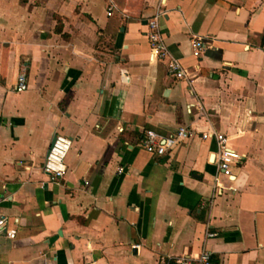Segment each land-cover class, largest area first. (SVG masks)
Masks as SVG:
<instances>
[{
    "label": "crops",
    "instance_id": "1",
    "mask_svg": "<svg viewBox=\"0 0 264 264\" xmlns=\"http://www.w3.org/2000/svg\"><path fill=\"white\" fill-rule=\"evenodd\" d=\"M155 4L0 0V215L15 229L0 264H172L201 250L264 264V0L165 1L162 38L189 84L149 59ZM179 126L188 138L164 154L143 149L146 130ZM210 130L243 156L220 192ZM54 134L71 138L55 181L41 169Z\"/></svg>",
    "mask_w": 264,
    "mask_h": 264
},
{
    "label": "built area",
    "instance_id": "2",
    "mask_svg": "<svg viewBox=\"0 0 264 264\" xmlns=\"http://www.w3.org/2000/svg\"><path fill=\"white\" fill-rule=\"evenodd\" d=\"M165 1L156 0L153 13L146 19L145 36L149 44V59L164 61L166 64V73L175 80H184L188 84L192 80L190 72L181 66L178 60L173 57L162 38L159 27V19L165 14ZM113 4L109 2L106 7V15L111 14ZM204 45L201 38L195 37L191 40V52L193 56H198ZM27 87L24 72H19L16 76L12 89L15 92L23 91ZM192 105H187L186 109L189 111ZM189 136V131L184 126H179L172 133L166 137H160L152 130H146L141 139L143 149L154 155H162L167 149H170L174 144L182 141ZM201 136L212 138L215 143V151L213 153V162L216 167V172L213 176L212 188L217 192L223 189H231L230 185H222L219 178L224 177L227 181H232L233 175L231 167L235 165L242 155L231 149L227 145V138L224 134L218 131H207L201 133ZM54 139L48 145L44 158L41 164L42 171L48 176L50 180H57L62 178L65 174L66 167L64 164V157L71 146V138L61 134H54ZM121 169L118 168V171ZM1 200V195H0ZM0 235L6 238H13L15 229L10 227L6 216L0 215ZM214 234L207 231L206 237H212ZM172 264H215L211 261L210 254L206 250H201L196 256H177Z\"/></svg>",
    "mask_w": 264,
    "mask_h": 264
},
{
    "label": "water",
    "instance_id": "3",
    "mask_svg": "<svg viewBox=\"0 0 264 264\" xmlns=\"http://www.w3.org/2000/svg\"><path fill=\"white\" fill-rule=\"evenodd\" d=\"M54 137L51 138L50 142H49V145L51 144V142L53 141Z\"/></svg>",
    "mask_w": 264,
    "mask_h": 264
}]
</instances>
